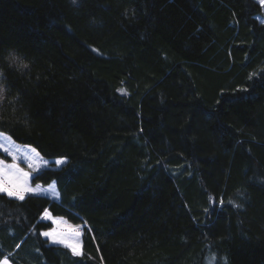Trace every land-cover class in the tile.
I'll use <instances>...</instances> for the list:
<instances>
[{
  "label": "trees",
  "instance_id": "obj_1",
  "mask_svg": "<svg viewBox=\"0 0 264 264\" xmlns=\"http://www.w3.org/2000/svg\"><path fill=\"white\" fill-rule=\"evenodd\" d=\"M261 14L256 0H0V132L65 159L31 177L58 201L0 192V260L264 264ZM44 211L84 225L79 255L40 235Z\"/></svg>",
  "mask_w": 264,
  "mask_h": 264
},
{
  "label": "rangeland",
  "instance_id": "obj_2",
  "mask_svg": "<svg viewBox=\"0 0 264 264\" xmlns=\"http://www.w3.org/2000/svg\"><path fill=\"white\" fill-rule=\"evenodd\" d=\"M256 2L260 5L262 13L258 16V20L264 24V4L261 3V0H256ZM5 149L8 151L5 152ZM0 153L3 155V157H0V162H2L0 163V168L4 170V174H0V186L7 184L8 187H12V185L8 183V176L16 174L19 176L20 180H24L25 178L22 173L27 172L29 175L26 178L27 184L25 186L30 189H34V191L26 192L24 193V196H44L50 200L53 199V196H58L55 184L53 185L51 182V184L49 183L47 185H42L40 183L32 184L31 177L33 174L48 166H62L56 164V160H65L64 158L46 159L42 157L33 147L17 143L2 132H0ZM2 193L7 194L6 192ZM42 219L50 222L52 225L50 229L40 232V235L46 239L49 244L65 247L70 250L71 253H73L72 250L66 243H61V241L77 244L79 246L80 254L83 224H70L62 217L52 216L48 211L43 212ZM45 233H47V235H45Z\"/></svg>",
  "mask_w": 264,
  "mask_h": 264
},
{
  "label": "snow or ice",
  "instance_id": "obj_3",
  "mask_svg": "<svg viewBox=\"0 0 264 264\" xmlns=\"http://www.w3.org/2000/svg\"><path fill=\"white\" fill-rule=\"evenodd\" d=\"M261 3L264 4V0H261ZM0 91H2V88H0ZM118 91L124 93L125 90L118 89ZM4 151L7 152L8 150L5 149ZM64 163L65 160L63 159L56 160V164L58 165H63ZM0 174H4V170L2 168H0ZM22 175L25 178L24 180H20L19 176L16 174L8 176V183H10L12 187H8L7 184H3L2 186H0V192H6L9 197L14 196L20 200H24V193L34 191V189H30L25 186L27 184L26 178L29 174L27 172H24L22 173ZM45 235H47V233H45ZM61 243H66L67 246L72 250L73 254H79V246L77 244L67 243L66 241H61ZM0 264H9L8 258L5 257L3 260H0Z\"/></svg>",
  "mask_w": 264,
  "mask_h": 264
},
{
  "label": "crops",
  "instance_id": "obj_4",
  "mask_svg": "<svg viewBox=\"0 0 264 264\" xmlns=\"http://www.w3.org/2000/svg\"><path fill=\"white\" fill-rule=\"evenodd\" d=\"M51 183H53V185H54V182H51ZM51 183H50V184H51ZM52 198H53L52 200H54V201H55V200H58V196H57V195L53 196Z\"/></svg>",
  "mask_w": 264,
  "mask_h": 264
}]
</instances>
